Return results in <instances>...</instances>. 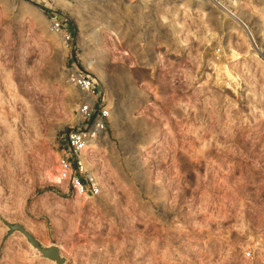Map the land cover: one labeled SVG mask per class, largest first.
I'll return each mask as SVG.
<instances>
[{"label": "rangeland", "instance_id": "obj_1", "mask_svg": "<svg viewBox=\"0 0 264 264\" xmlns=\"http://www.w3.org/2000/svg\"><path fill=\"white\" fill-rule=\"evenodd\" d=\"M215 3L0 0V264H264V245L242 254L264 238L248 230L264 208V0L224 1L254 45ZM67 63L110 111L95 195L58 177L81 96Z\"/></svg>", "mask_w": 264, "mask_h": 264}, {"label": "built area", "instance_id": "obj_2", "mask_svg": "<svg viewBox=\"0 0 264 264\" xmlns=\"http://www.w3.org/2000/svg\"><path fill=\"white\" fill-rule=\"evenodd\" d=\"M42 1L48 6L56 2V0ZM47 14L50 30L59 34L67 49L76 50V44L73 43L74 34L69 27L67 18L54 9L47 10ZM67 64L65 79L77 87L81 96L75 107L76 121L74 125L64 129L58 137L57 165L66 173L64 180H67L73 191L83 195H95L100 191V183L95 172L89 166L90 149L104 135L108 127L110 111L97 82L72 63ZM259 231V235L264 233V224ZM263 245V237L253 238L242 254L245 258H251L255 251L258 252Z\"/></svg>", "mask_w": 264, "mask_h": 264}, {"label": "crops", "instance_id": "obj_3", "mask_svg": "<svg viewBox=\"0 0 264 264\" xmlns=\"http://www.w3.org/2000/svg\"><path fill=\"white\" fill-rule=\"evenodd\" d=\"M262 207H263V205H262ZM262 207L260 208L257 205V207H254V209L252 208V212H249V221H248V223L250 225V227L248 226L249 231L250 230L256 231L257 229L259 230V229L263 228V224H264V210L263 209L264 208L262 209ZM222 220H223V218L219 216L218 219L216 220V222L214 224H212L211 230H212L214 235L221 236L222 234H224V232L226 230H228V225L223 224ZM203 228H204V226L201 225L200 229H203ZM196 229H199V228L196 227Z\"/></svg>", "mask_w": 264, "mask_h": 264}, {"label": "bare ground", "instance_id": "obj_4", "mask_svg": "<svg viewBox=\"0 0 264 264\" xmlns=\"http://www.w3.org/2000/svg\"><path fill=\"white\" fill-rule=\"evenodd\" d=\"M212 1V0H211ZM224 1L225 0H216V5L217 6H219L222 10H224L225 12H227V13H229V14H231L233 17H235V18H237L236 16H235V14H234V12L231 10V9H229V7L224 3ZM230 2H231V4L232 5H237L238 3H239V0H230ZM239 21H240V19L239 18H237ZM241 23H242V25H243V27H244V29H245V31L247 32V34L249 35V37H250V39H251V41L253 42V45H254V37L252 36V34H251V32H250V30L248 29V27L246 26V24L244 23V22H242V21H240ZM258 47V46H257ZM189 64V63H188ZM191 65V64H190ZM192 67V66H191ZM225 70V72H226V74L229 76V77H231L232 78V76H231V74H230V72L227 70V69H224ZM190 71V70H189ZM185 73H187L188 74V71H186ZM167 74V73H166ZM169 74V73H168ZM186 74V75H187ZM185 75V76H186ZM189 75V74H188ZM188 75H187V78H188ZM167 78V77H166ZM189 78H190V76H189ZM188 78V79H189ZM190 81V80H189ZM186 83H189V82H186ZM235 85H237V82H235L234 83ZM181 84H179V86H180ZM185 85V84H184ZM178 86V87H179ZM189 86V85H188ZM181 88H183V87H181ZM215 97V96H214ZM97 145H94V148L96 147ZM90 151H91V149H90ZM88 153H89V151H88ZM92 155V154H91ZM93 157V156H92ZM66 176V173L63 171V170H61V169H59V172H58V177L60 178V179H64V177Z\"/></svg>", "mask_w": 264, "mask_h": 264}]
</instances>
